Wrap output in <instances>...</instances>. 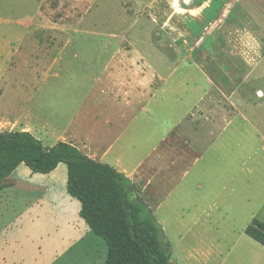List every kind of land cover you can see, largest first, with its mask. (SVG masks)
Here are the masks:
<instances>
[{"label":"rangeland","instance_id":"rangeland-1","mask_svg":"<svg viewBox=\"0 0 264 264\" xmlns=\"http://www.w3.org/2000/svg\"><path fill=\"white\" fill-rule=\"evenodd\" d=\"M79 56L93 72L90 59L146 80V106L166 100L146 120V144L185 117L164 140L163 161L146 164L152 186L143 191L174 264H202L196 246L214 259L217 243L242 233L248 218L264 221V0H0V104L27 100ZM52 90L40 96L52 115L81 96ZM19 122L0 114V131ZM48 180L19 165L0 191V210L45 194ZM76 249L65 257L80 263Z\"/></svg>","mask_w":264,"mask_h":264},{"label":"crops","instance_id":"crops-1","mask_svg":"<svg viewBox=\"0 0 264 264\" xmlns=\"http://www.w3.org/2000/svg\"><path fill=\"white\" fill-rule=\"evenodd\" d=\"M86 55L93 60L101 58L98 54L81 56ZM81 56L55 76L46 75V82L40 90L37 89L27 100L1 102L0 114H14L20 122L15 129L0 132H29L42 144L45 140V147L58 142L73 145L88 158L122 173L150 209L143 196V191L152 186L146 182V164L152 165L157 156L163 161L166 150L162 144L185 117L165 123L162 134L156 136L153 144H146L149 128L146 120L153 118L154 109L164 107L166 100L153 101L146 106V80L121 78L90 59L89 63L98 64L93 72L94 68L81 66ZM43 88L48 92L52 88L53 92L62 91L70 98L77 93L81 96L78 101L68 99L59 104L55 107L57 110H52V115L51 107L49 112L43 109L45 101L41 102L40 98ZM195 137L198 138L196 134L190 136ZM194 141L187 143L188 147ZM47 177L48 192L55 195L46 192L25 202L14 198L9 201L11 210H0V264H104L106 248L79 217L80 207L66 193V166L59 164ZM251 220H246L242 233L223 244L217 243L216 251L219 252L214 259L210 258L211 249L204 253L198 246L193 256L202 259L206 256L202 264H231V261L264 264V247L244 234L245 226ZM88 239L95 244V249L93 245L91 250L88 248ZM72 247H77L74 253L83 251L82 262L65 257Z\"/></svg>","mask_w":264,"mask_h":264},{"label":"trees","instance_id":"trees-1","mask_svg":"<svg viewBox=\"0 0 264 264\" xmlns=\"http://www.w3.org/2000/svg\"><path fill=\"white\" fill-rule=\"evenodd\" d=\"M21 164L41 175L66 166V193L79 202V217L104 242V264H174L161 225L131 181L113 167L69 143L44 147L29 132H0V190ZM244 234L264 247L263 221L252 219Z\"/></svg>","mask_w":264,"mask_h":264}]
</instances>
